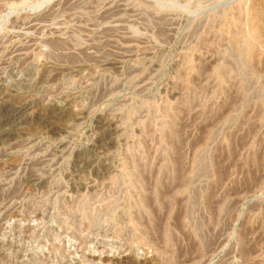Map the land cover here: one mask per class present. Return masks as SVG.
Returning a JSON list of instances; mask_svg holds the SVG:
<instances>
[{
    "label": "rangeland",
    "instance_id": "1",
    "mask_svg": "<svg viewBox=\"0 0 264 264\" xmlns=\"http://www.w3.org/2000/svg\"><path fill=\"white\" fill-rule=\"evenodd\" d=\"M0 264H264V0H0Z\"/></svg>",
    "mask_w": 264,
    "mask_h": 264
},
{
    "label": "bare ground",
    "instance_id": "2",
    "mask_svg": "<svg viewBox=\"0 0 264 264\" xmlns=\"http://www.w3.org/2000/svg\"><path fill=\"white\" fill-rule=\"evenodd\" d=\"M188 186L187 184L181 183L180 185H172L171 183L169 184H152L150 180L146 181V184L142 185L140 189L144 191V197L140 201L142 203V206L145 207L151 215V219L157 220V226L156 232L158 233L161 227H163V224L165 223L166 225H172L175 228H178L179 226V220L180 217L183 215V212L181 209L177 210L175 213L174 220L170 221L169 223L167 222V217L169 216V213L171 211V207L165 203L164 200H166L167 197L170 198V196L174 198V195L177 192H183L187 190ZM132 194L134 192H131ZM157 202L159 204V208L157 211V207L154 205V202ZM138 201H136V204ZM162 207V210H160ZM184 210V209H183ZM215 214V213H213ZM131 221L133 223H139V219L137 218L136 220L131 217ZM149 226V225H148ZM163 229V228H162ZM161 232V231H160ZM160 232L158 234H160ZM163 233V230H162ZM180 255V254H179Z\"/></svg>",
    "mask_w": 264,
    "mask_h": 264
}]
</instances>
